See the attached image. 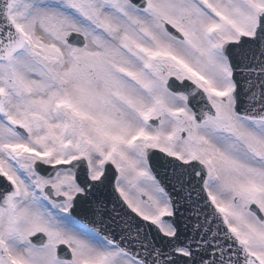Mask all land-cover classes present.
I'll use <instances>...</instances> for the list:
<instances>
[{
    "label": "snow or ice",
    "instance_id": "snow-or-ice-1",
    "mask_svg": "<svg viewBox=\"0 0 264 264\" xmlns=\"http://www.w3.org/2000/svg\"><path fill=\"white\" fill-rule=\"evenodd\" d=\"M0 264H264V0H0Z\"/></svg>",
    "mask_w": 264,
    "mask_h": 264
}]
</instances>
